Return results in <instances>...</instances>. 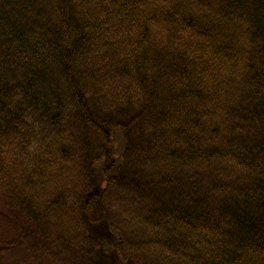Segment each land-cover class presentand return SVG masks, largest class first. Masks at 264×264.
Here are the masks:
<instances>
[{
    "label": "trees",
    "instance_id": "1",
    "mask_svg": "<svg viewBox=\"0 0 264 264\" xmlns=\"http://www.w3.org/2000/svg\"><path fill=\"white\" fill-rule=\"evenodd\" d=\"M0 264H264V0H0Z\"/></svg>",
    "mask_w": 264,
    "mask_h": 264
}]
</instances>
